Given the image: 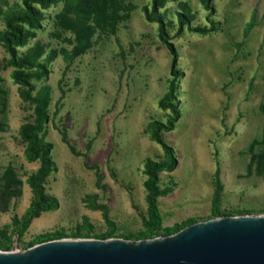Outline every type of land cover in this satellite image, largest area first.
Segmentation results:
<instances>
[{"label": "rangeland", "instance_id": "1", "mask_svg": "<svg viewBox=\"0 0 264 264\" xmlns=\"http://www.w3.org/2000/svg\"><path fill=\"white\" fill-rule=\"evenodd\" d=\"M21 2L0 0V9ZM125 2L137 8L119 22L115 33L99 31L93 47L68 69L61 54L50 64L44 81L52 87L46 139L54 144L58 170L48 177L46 188L60 207L34 219L22 237L14 232L12 219L22 216L31 203L27 180L40 162L25 156L19 128L32 120L33 107L20 97L13 68L7 65L9 54L0 43V178L11 166L22 180L21 195L10 200L6 211L0 185V229L12 234L8 251L26 250V244L47 232L98 238L111 229L100 206L108 208L115 226L109 238L143 240L135 236L146 232L145 161L164 158L146 127L153 119L166 121L170 113L159 102L171 77L172 55L159 36L158 23L143 11L153 0ZM181 2L195 13L192 26L216 22L219 30L199 33L187 25L180 29ZM212 6L206 8L202 0H169L161 9H167L169 33L179 51L182 116L176 128L164 134L176 150L178 165L160 174L161 186L172 191L158 199L160 234L146 239L167 236L168 229L192 219L197 223L223 214H264V172L258 173L251 150L264 129V0H213ZM61 8L60 3L46 10L43 28L27 47L39 39L50 48H72L53 36ZM254 15L255 25L245 35ZM4 26L0 10V29ZM62 90L65 97L57 113ZM61 130L67 131L75 152L63 141ZM262 149L258 145L254 152ZM217 171L224 184L221 214L213 207ZM80 232L89 237H75Z\"/></svg>", "mask_w": 264, "mask_h": 264}, {"label": "trees", "instance_id": "2", "mask_svg": "<svg viewBox=\"0 0 264 264\" xmlns=\"http://www.w3.org/2000/svg\"><path fill=\"white\" fill-rule=\"evenodd\" d=\"M169 0H153L152 7L145 5L143 11L146 17L158 23L159 36L169 49L172 55L171 77L168 79V87L164 96L159 102L163 110L170 113L166 121L151 120L146 127L147 132L153 141L160 144L164 151L163 159L147 158L145 161V174L147 176L144 186L146 188V201L148 203V216L145 218L146 232H142L137 239L150 238L152 235L160 234L162 217L160 215L158 199L170 193L171 188H163L160 184V174L162 172H172L178 165V158L175 148L169 144L164 134L173 131L177 122L182 116L179 105V79L181 70L178 68L179 51L172 42L169 27L172 24L168 20L167 9L161 11ZM213 0H202L208 9H212ZM62 4L61 10L56 14V30L53 36L72 46L71 49L61 47L60 49L50 48L43 41L37 39L31 46L30 41L37 38L38 30L43 28V22L47 18L46 10L52 6ZM137 8L133 3H126L125 0H22L21 4L15 3L7 9H0L4 14L5 26L0 29V43L4 45L9 59L7 65L12 67V78L19 85V94L24 102L33 107L32 120L24 122L19 128V134L26 143L25 156L29 162H40V167L28 177V184L32 189L33 198L29 207L22 216L14 215L12 226L15 233L22 237L34 219L39 218L44 212L54 211L60 207L59 199L49 193L46 188L48 177L58 170L56 161L53 159L52 151L54 144L46 139L47 125L51 120L50 105L52 103V87L44 82L49 76L50 64L61 54L70 68L73 61L79 56L87 53L94 45V37L100 32L115 33L120 21L129 17L130 12ZM181 10L177 12L180 29L187 25L191 31L199 33H210L219 30L216 22L208 26H192L195 13L186 2L180 3ZM256 15L246 25L245 35L255 25ZM71 33L72 36H67ZM27 47L21 52L20 48ZM65 97L62 96L57 101V113L59 105ZM264 112V103L260 105ZM264 126V125H263ZM62 139L69 144L72 151L75 148L70 144L66 130H61ZM262 145V151L254 152L256 146ZM253 159L257 162L259 174L264 172V129L261 140H254L251 144ZM1 196L4 201L6 211L9 202L13 197L22 193V180L15 169L9 166L0 178ZM224 189V184L220 177V172L215 174V192L213 207L215 214H221L219 206ZM103 210L105 220L111 225V229L106 234L98 237L107 239L115 232V226L109 217L108 208L100 206ZM222 216H230L223 214ZM195 220H190L185 226L175 229H168L166 235H172L188 225L194 224ZM68 237L64 232H47L30 242L27 248L36 243H43L49 240ZM75 237H89L86 234L76 233ZM12 234L7 229H0V249L10 250V240ZM26 248V249H27Z\"/></svg>", "mask_w": 264, "mask_h": 264}, {"label": "water", "instance_id": "3", "mask_svg": "<svg viewBox=\"0 0 264 264\" xmlns=\"http://www.w3.org/2000/svg\"><path fill=\"white\" fill-rule=\"evenodd\" d=\"M0 264H264V214L220 216L139 241L54 239L0 250Z\"/></svg>", "mask_w": 264, "mask_h": 264}]
</instances>
